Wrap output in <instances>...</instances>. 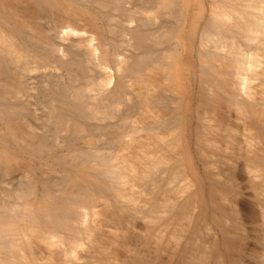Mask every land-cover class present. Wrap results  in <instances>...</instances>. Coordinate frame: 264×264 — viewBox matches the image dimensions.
Masks as SVG:
<instances>
[{
	"label": "bare ground",
	"instance_id": "1",
	"mask_svg": "<svg viewBox=\"0 0 264 264\" xmlns=\"http://www.w3.org/2000/svg\"><path fill=\"white\" fill-rule=\"evenodd\" d=\"M0 264H264V0H0Z\"/></svg>",
	"mask_w": 264,
	"mask_h": 264
}]
</instances>
